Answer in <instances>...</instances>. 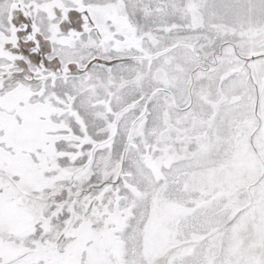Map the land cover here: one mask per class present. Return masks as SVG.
Returning <instances> with one entry per match:
<instances>
[{
    "label": "snow or ice",
    "instance_id": "1",
    "mask_svg": "<svg viewBox=\"0 0 264 264\" xmlns=\"http://www.w3.org/2000/svg\"><path fill=\"white\" fill-rule=\"evenodd\" d=\"M0 264H264V0H0Z\"/></svg>",
    "mask_w": 264,
    "mask_h": 264
}]
</instances>
